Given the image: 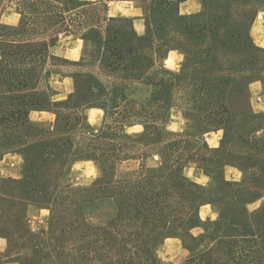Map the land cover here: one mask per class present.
<instances>
[{
	"label": "trees",
	"instance_id": "16d2710c",
	"mask_svg": "<svg viewBox=\"0 0 264 264\" xmlns=\"http://www.w3.org/2000/svg\"><path fill=\"white\" fill-rule=\"evenodd\" d=\"M143 11L146 32L132 17L108 16V2L0 0L15 4L20 23L0 22V155L24 156L21 179L0 180V235L19 264H264V111L251 95L234 98L261 81L264 47L251 28L264 0H131ZM63 35L84 41L80 59L54 55ZM171 50L186 58L179 71L165 67ZM71 65L68 99L53 101L49 80ZM188 102L192 131L168 129L177 94ZM98 107L104 122L94 133L84 110ZM32 110L55 113L33 121ZM141 124L131 134L126 126ZM223 130L218 147L204 134ZM157 154L161 163L148 168ZM139 167L119 175L128 160ZM93 160L99 174L88 186L65 183L72 164ZM210 177L203 185L186 167ZM226 165L243 178L230 182ZM260 206L251 210L258 202ZM211 204L215 220L200 208ZM32 208L49 209L47 230L30 226ZM201 228L196 235L193 230ZM170 237L189 251L181 263L164 262L159 249Z\"/></svg>",
	"mask_w": 264,
	"mask_h": 264
},
{
	"label": "crops",
	"instance_id": "0c3cea01",
	"mask_svg": "<svg viewBox=\"0 0 264 264\" xmlns=\"http://www.w3.org/2000/svg\"><path fill=\"white\" fill-rule=\"evenodd\" d=\"M88 1H96V2H108L107 14L112 17H132L134 19L135 29L139 34H144L146 32L145 20L143 18L142 9L131 0H88ZM202 10V4L198 0H186L180 5V11L183 14H195ZM21 21V14L18 12L15 4L11 2H6L3 8V11L0 14V22L3 24H7L11 27L17 26ZM251 35L255 41V43L261 47H264V23L259 22L256 24L254 22L251 28ZM71 37V35H63L57 41V43L51 48V52L59 57L66 58L68 60H78L81 57L84 41L77 39L79 41V53L75 56H71L68 53V50L60 51L59 45L62 39ZM74 37V36H73ZM185 54L180 50H171L165 59V67L172 71L180 70L183 62L185 61ZM173 61V65L169 66L168 62ZM50 90H51V98L53 101H63L69 98V96L74 92V80L72 77L67 74L64 75L62 73H54L52 74L49 80ZM260 87V91H264L263 84L261 81H256L251 84V87ZM261 94V93H260ZM258 98L262 101V105L260 108H256L255 104L259 103L252 97V104L256 111L261 112L264 111V92L262 95H259ZM84 114L86 116L87 121L92 127V131L97 133L103 126L104 122V111L98 107H89L84 110ZM30 118L33 121L39 122H53L55 120V113L48 110H32L30 111ZM184 118L186 119V123L184 127L180 128L179 131L171 130V119L172 113L170 115V120L168 122V129L174 132H187L192 131L190 120L185 113ZM126 131L131 134H137L143 131V126L141 124L126 126ZM223 136V130L210 131L204 134L206 141L212 147H218L220 145L221 139ZM157 163L150 165V159H156ZM133 160V159H132ZM130 161V160H128ZM138 161V160H133ZM126 162V161H125ZM139 162V161H138ZM161 159L160 156L154 154L147 158L146 166L148 168H156L160 165ZM92 165L94 169L98 168L93 160H77L72 164L70 169V173L72 169L76 165ZM123 164V163H122ZM121 166V165H120ZM190 166H193L196 170L194 176H190L187 174L186 170ZM186 167V174L193 180L197 181L200 184L208 185L210 183V177L202 172V170L195 165H190ZM24 175V156L21 152L18 151H8L0 155V180L4 178L11 179H21ZM224 176L230 182H240L243 178L242 171L233 165H226L224 168ZM239 176V178H237ZM93 182V181H92ZM91 182V183H92ZM208 182V183H207ZM90 183V184H91ZM88 184V185H90ZM84 185V186H88ZM75 186V185H73ZM77 186V185H76ZM81 186V185H79ZM82 186V187H84ZM260 203V201L258 202ZM257 204V203H256ZM49 209L43 208L40 210H36L31 218L30 226L36 232H44L46 230L47 219L49 216ZM218 212L214 209L211 204H204L200 208V216L204 221L215 220L218 218ZM215 216V219H213ZM196 229V228H195ZM199 232L194 234L198 235L202 229L199 228ZM174 247V249H172ZM8 249V240L0 235V264H19L17 261L11 259L7 255ZM176 251V254H175ZM166 253H170V257L172 260H175L177 257L180 260L179 263L185 261L189 256V251L184 247L182 241L176 237L167 238L159 249V255L161 259L165 262V258H167ZM182 255V256H181Z\"/></svg>",
	"mask_w": 264,
	"mask_h": 264
},
{
	"label": "rangeland",
	"instance_id": "374dc122",
	"mask_svg": "<svg viewBox=\"0 0 264 264\" xmlns=\"http://www.w3.org/2000/svg\"><path fill=\"white\" fill-rule=\"evenodd\" d=\"M200 1V0H198ZM259 22H263L264 23V11H261L256 20L255 23L258 24ZM76 37H68V38H64L62 39V41L60 42L59 48L60 51L62 50H68V53L71 56H75L79 53L80 47H79V41H77V39H75ZM169 66H175L173 65V61H169L168 62ZM47 69L48 70H59L62 74L66 75L69 72L75 71L77 70V67L75 66H71V65H63V66H58V67H53L51 65H47ZM179 71V70H178ZM264 91H260V87L256 88V87H250V89L248 91H245L244 94H242L241 96H238L236 98H234L233 101V105H235L236 107H240L241 105H243L246 101V97L245 95L249 93V95H251V100H256V102H259L258 104L256 103L255 106L256 108H260L262 105V101L258 98L259 95H262ZM261 93V94H260ZM253 97V99H252ZM253 102V101H252ZM188 102L185 98V96H183L182 93L177 94L176 98H175V102L174 105L171 109V113H172V121H171V125L170 128L171 130L174 131H179V129L182 127H184L185 123H186V119L184 118L185 113L188 110ZM150 165L156 164L157 163V158L156 159H150L149 161ZM139 167V162L138 161H126L123 164H121V166L119 167V175L124 174L125 172L129 171V170H136ZM196 169L193 166H190L189 168H187L186 172L187 174H189L190 176H194L196 172ZM99 168L94 169V167L92 165H76L74 166V168L72 169L71 174H68L65 177V183L67 184H72V185H88L90 184L99 174ZM208 183V182H207ZM261 203V202H260ZM260 203L257 204H253L250 206V209H256L257 207L260 206ZM35 212V208H32L31 214L33 215V213ZM32 218V216H31ZM46 230H47V224H46ZM199 228L194 229L193 231L195 233L199 232ZM172 249H174V247H172ZM176 254V251H175ZM170 253H166L167 258H165V262L169 263V262H173V263H179L180 260H178L179 257H177L175 260H172L170 257ZM182 256V255H181ZM180 259V258H179Z\"/></svg>",
	"mask_w": 264,
	"mask_h": 264
},
{
	"label": "clouds",
	"instance_id": "9594fccd",
	"mask_svg": "<svg viewBox=\"0 0 264 264\" xmlns=\"http://www.w3.org/2000/svg\"><path fill=\"white\" fill-rule=\"evenodd\" d=\"M237 178H239V176H237ZM213 219H215V216H213Z\"/></svg>",
	"mask_w": 264,
	"mask_h": 264
}]
</instances>
